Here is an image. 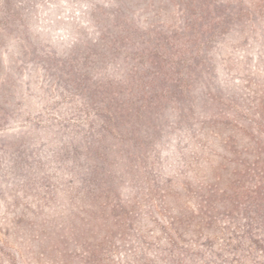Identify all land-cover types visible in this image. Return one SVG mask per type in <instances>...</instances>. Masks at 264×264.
<instances>
[{
  "label": "rangeland",
  "instance_id": "1",
  "mask_svg": "<svg viewBox=\"0 0 264 264\" xmlns=\"http://www.w3.org/2000/svg\"><path fill=\"white\" fill-rule=\"evenodd\" d=\"M0 264H264V0H0Z\"/></svg>",
  "mask_w": 264,
  "mask_h": 264
}]
</instances>
